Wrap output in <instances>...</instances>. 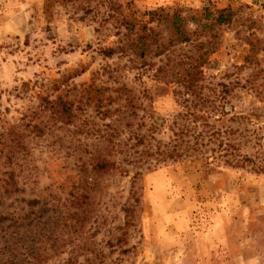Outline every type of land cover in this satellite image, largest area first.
<instances>
[{"label": "rangeland", "instance_id": "374dc122", "mask_svg": "<svg viewBox=\"0 0 264 264\" xmlns=\"http://www.w3.org/2000/svg\"><path fill=\"white\" fill-rule=\"evenodd\" d=\"M224 9L231 21L208 31L206 15ZM155 12L193 42L171 46ZM122 21L159 32L164 54L137 56ZM208 42L202 85L226 114L210 132L233 149L216 157L214 142L148 170L185 123L179 87L158 71ZM89 86H124L135 106L124 95L98 111L80 94ZM58 96L74 103L70 125L48 109ZM99 151L124 170L85 172ZM252 162L264 168V0H0V264H264V172Z\"/></svg>", "mask_w": 264, "mask_h": 264}, {"label": "trees", "instance_id": "16d2710c", "mask_svg": "<svg viewBox=\"0 0 264 264\" xmlns=\"http://www.w3.org/2000/svg\"><path fill=\"white\" fill-rule=\"evenodd\" d=\"M232 15L233 13L229 9L217 11L216 13H208L205 17L208 22L205 25V28H207L208 31H213L216 27L228 24L231 21ZM153 18L157 21V23L164 24L165 28L169 32V43L171 46L187 45L193 42L187 28L177 18L176 15L155 12L153 13ZM122 24L124 25L128 34L135 33V38L132 39L131 47L137 56L144 58L150 52V50H152L154 45L157 46V56L164 54L163 50H165V47H163L160 42L159 32L154 31L152 28L147 27L146 25L139 27L135 32L136 26L134 24L129 23L128 21H122ZM208 44H210V42L207 44L200 43L197 45V52L191 57H176L180 59L187 58V62L181 63L177 65V67L174 65L169 66V71L166 73L164 67L158 71L159 75H157V79L159 81L163 82L164 84L174 83L179 87L175 91L174 96L182 98L185 112L181 117L185 120V123L178 127L177 131L172 130L174 139L170 141L168 147L165 145L163 146V149L157 152V158L155 159L154 164L147 167L148 170L160 165V163H166L167 161L175 163L183 162L186 161L185 159L188 157H193L195 160L200 159L205 153H207V146H209V144H214V142H217V147H208V149L212 150V152H219L220 154L216 155V157L220 156L223 159L226 155L221 154V151L223 150L224 154H226L228 152L226 151L227 149H233L232 144L226 143V141L223 142L218 137L224 136L227 132L224 133L220 132L219 130L210 132V130L214 127V125L210 123L211 117L217 116L219 114V118H222L226 114L223 110V106L215 105L216 99H211L204 93L205 87L202 85L204 80L203 67L207 64L208 57L212 53L211 47H208L204 51L205 46ZM211 45L212 44H210V46ZM113 53V49H108L104 52L105 56L107 57H110L113 55ZM179 62H181V60ZM167 74H169L172 79H168ZM82 93L80 94L86 95V103L94 104L98 111L104 107L105 101L109 104H112L115 101L121 100L124 95L129 96H126L123 99V107H128V109H131L135 106L133 104L131 91L124 86L111 89L89 86L86 89H83ZM111 93H114L115 96H112ZM47 106L51 115L63 125L67 126L73 123L76 117V108H74V103L72 101L58 96L54 101H48ZM180 121H182L181 118ZM189 122L192 124V126L188 124ZM176 123L178 122H173V125ZM197 128H201V130H196ZM116 131L117 130H112L111 133H106V138L108 139V142L112 144V146L114 145L113 139L117 136ZM130 134L131 136L129 139L135 141L133 146L143 144V135L136 133L135 131L131 132ZM215 136L216 139H213ZM205 139L207 140L206 142H204ZM142 146L144 147V145ZM145 154H149L148 151H146ZM242 159H244V157H242ZM91 160L92 161L89 164L90 170H88L85 166H83V169L85 172L90 171L93 173V175L102 176L112 171L124 170L122 163H116V161L109 157V155H104L100 151L96 153ZM228 161L225 162L224 159L225 163H230V161ZM245 161L247 160L245 159ZM239 162L240 161H237L234 166L241 167V165H238ZM252 165L254 172H264L263 167H257L254 162H252ZM126 172L127 170L124 171V173ZM139 174L140 173H135L134 175L136 176ZM88 197L89 196L87 195H83L81 197L75 196L73 200H76V202L73 203V205L78 203V206H81L83 200H88ZM72 219L74 221L71 226H75V224L83 220L80 217V213H73ZM30 257L32 260H29L25 264H39V259L36 254L31 255ZM67 261H69L68 264H74L72 260Z\"/></svg>", "mask_w": 264, "mask_h": 264}]
</instances>
